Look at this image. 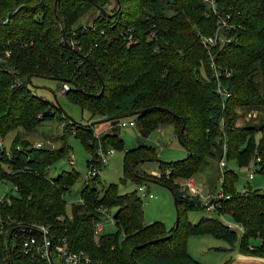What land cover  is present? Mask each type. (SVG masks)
<instances>
[{"label": "trees", "instance_id": "1", "mask_svg": "<svg viewBox=\"0 0 264 264\" xmlns=\"http://www.w3.org/2000/svg\"><path fill=\"white\" fill-rule=\"evenodd\" d=\"M108 1L0 0V54L9 51L0 61V136L57 117L61 138L73 130L89 152L86 165L100 162L92 124L65 119L54 102L35 94L27 80L34 75L55 78L58 86L68 81L64 95L88 110L90 118L115 122L138 110L134 121L144 133L172 125L188 153L169 162L158 159L151 145L124 148L113 131L98 139L103 148L124 149L123 175L134 182L143 181L139 163L158 161L157 181L175 197L174 225L165 231L158 221L145 223L140 197L134 191L119 193L115 183L96 188L99 174L83 182L81 201L71 202L67 214L64 193L78 172L45 174L47 165L67 154L65 142L57 148L11 146L9 155L0 149V181L11 182L15 191L0 201L3 218H11L0 235V264H48L19 249L22 235L38 237L23 229L32 223L48 224L54 239L66 237L70 248L89 255V264H203L187 252L186 239L205 233L230 247L238 243L245 255L263 256L264 191L238 190L237 173L228 167L215 201L216 216L192 223L185 213L206 204L173 181L191 177L207 157L218 163L223 139L226 161L237 167L252 164L264 174V124L235 126L232 118L234 108L261 101L255 100L259 94L251 77L258 70L264 81V0H214L215 12L205 0H112L107 10ZM88 8L97 10L92 22L75 26ZM219 18L225 20L221 34L229 40L207 49L201 37L214 35ZM128 27L133 38L127 44L121 34ZM208 50L217 75L208 67ZM217 85L230 95L222 98ZM99 206L116 208L115 230L103 229L96 245L93 222L101 218ZM221 213L241 226L240 234L222 222ZM256 236L261 242L250 244Z\"/></svg>", "mask_w": 264, "mask_h": 264}, {"label": "rangeland", "instance_id": "2", "mask_svg": "<svg viewBox=\"0 0 264 264\" xmlns=\"http://www.w3.org/2000/svg\"><path fill=\"white\" fill-rule=\"evenodd\" d=\"M113 6V1H108L106 9L110 10ZM97 15V10L88 8L80 18L74 23L78 24H90L92 19ZM218 36L219 43H224L229 40V37L221 34V30ZM216 45V44H213ZM208 49V48H207ZM209 54L213 57V52L208 50ZM9 51H5L4 56L0 54V61L2 57L9 55ZM217 64L215 63V66ZM208 67L211 74H214V69ZM200 72L203 75L204 71L202 67ZM29 78L28 86L37 95L48 99L56 104L60 110L62 116L65 119H72L82 124L91 123L93 126V134L101 135L102 131L110 124V121L98 119L96 116L90 118L91 114L85 108H82L79 103L69 100L58 89L59 80L52 77L45 76H27ZM252 81L258 91V96L255 100H261L259 104L243 105L233 109V124L235 126H260L264 124V81L262 80V74L259 71H255L252 75ZM63 82H69L64 80ZM259 97V98H258ZM121 119V118H120ZM124 120L135 119V114L127 115L123 117ZM109 131H113L119 138H122L124 148L133 147L136 145L144 144L151 145L156 150V156L162 161H173L186 157L188 151L177 138V134L174 131L172 125L160 124L153 129L146 131L145 134L140 133V129L137 124L115 126L109 128ZM259 133V132H258ZM256 134V137L259 134ZM62 123L54 117L53 119L46 120L39 125L33 127L30 130L18 127L16 130L10 131L4 137L0 136V149L5 150L6 154H10L11 146L18 148L24 144L36 146L37 144L47 148H57L63 143L67 145V154L62 156L45 168V174L47 177L55 176L62 170L74 169L78 172V178L71 184L64 193L65 209L66 213H70V203L77 201L79 198V192L83 182L87 181L85 175L87 168L86 159L89 152L83 146L81 140L71 130L64 138ZM69 153L73 154V162L68 161ZM123 156L124 149H114L113 152L108 155L107 162L100 170L99 177L94 183L96 188L105 186L110 183H115L119 193L135 192L140 197V201L143 209V220L145 223L158 221L164 226V230L168 231L172 228L176 218V208L174 203V196L172 191L165 185L157 181V178L161 175L158 168V161H143L137 165V169L141 170L140 173L143 176V181L140 183L134 182L129 178H125L123 175ZM227 165L237 173V180L235 186L238 190H242L244 186H250L264 191V174L255 171V166L249 164L244 167H237L233 161H226ZM4 170H7V166L1 164ZM251 173L252 177H248ZM220 169L216 159L207 157L201 168L189 178H176L173 182L178 186L180 191L184 193L193 194L187 187V183L191 182L198 189V194H194L199 200L205 203L208 200V196L215 197L219 195L220 190ZM91 179V178H90ZM89 180V179H88ZM143 185L148 188V191L153 195L152 198L147 196H141L138 191V186ZM209 191L212 193L209 194ZM14 187L9 181H0V198L4 199L7 193H14ZM107 209L111 214L114 213L115 207ZM186 218L192 223L197 222L202 216H216V213L208 209L188 210ZM221 220L227 219L234 226L231 218L224 213H221ZM239 233L238 226L234 228ZM105 231H114L115 226L113 223H106L104 225ZM250 244H258L261 242L260 237H252L249 239ZM187 252L197 261L203 264H264V255L257 256L252 259H242L238 257V243L233 247H230L224 240L214 237L209 233L201 235H189L186 239Z\"/></svg>", "mask_w": 264, "mask_h": 264}, {"label": "built area", "instance_id": "3", "mask_svg": "<svg viewBox=\"0 0 264 264\" xmlns=\"http://www.w3.org/2000/svg\"><path fill=\"white\" fill-rule=\"evenodd\" d=\"M207 4L211 7L212 11L215 12V5L214 0H205ZM218 27L214 33L213 36L210 37H201V42L209 48V46H212L218 40H220V37L218 36V30L221 26L225 25V20L222 18L218 19ZM121 38L128 44L132 41L133 35H132V28L128 27L127 29L122 31ZM79 50V49H78ZM210 66L214 69V74L217 75L218 71V65L215 66V61L213 57L210 55ZM69 85L67 82H63L58 86V89L61 93H65V91L68 89ZM217 92L222 96V98H226L230 95V92L225 87H220L217 85L216 88ZM135 121L133 119H130L128 121L124 120L123 118L118 119L115 122H111L108 124L107 128H105L101 134L107 132L109 128L117 127V126H125V125H134ZM221 126V125H220ZM94 136L97 138L98 144L95 149V155L98 156L100 162L99 163H90V166L87 168V172L85 175V179H90L94 175L98 174L104 164L107 162V157L113 152V148L111 146L107 148H103L101 141L98 139L100 136L99 134H94ZM40 146L39 144L36 145ZM222 154L220 159L218 160V166L220 169V180L223 179V171L227 169L229 166L227 165L226 158H225V152H226V142L225 139H223L222 142ZM68 161L71 163L73 162V154L69 153L68 155ZM169 170H165V174H168ZM248 177H252V174L249 173ZM188 189L194 194H198V189L194 186L193 183L188 182L187 183ZM138 191L140 192L141 196H147L148 198H152L153 195L148 191V188H145L143 185L138 186ZM221 196V191L219 190V195L215 197L208 196V200L205 202L206 209L216 211V209L219 206L218 202H215L217 198ZM2 198H0V201ZM78 201H81L80 198H78ZM101 213V218L96 219L93 222V236L94 240L96 242V245L98 244L97 238L99 233L104 229V225L106 223H114L113 216L109 209H107L104 206H99L97 209ZM222 215L219 214V218ZM59 218V217H58ZM10 216H7L6 219L3 218L2 214L0 213V235L4 233V227L5 224L8 223L10 220ZM221 219V218H220ZM6 220V221H5ZM223 223H225L230 228H235V226H238L240 230L241 226H239L237 223L233 222L235 226L228 221L227 219L222 220ZM23 229H28L29 231L34 230L38 234V237L34 234L27 233L25 235H22L21 242H20V251H23L24 253H36L40 259H42L45 263L48 264H89L90 263V257L89 255L82 249H72L69 247L68 241L66 237L64 236H58L55 239L51 236V230L48 224H42V223H32L28 224L23 227ZM10 251V247H9ZM1 258V257H0ZM3 258V257H2ZM1 260V259H0Z\"/></svg>", "mask_w": 264, "mask_h": 264}, {"label": "crops", "instance_id": "4", "mask_svg": "<svg viewBox=\"0 0 264 264\" xmlns=\"http://www.w3.org/2000/svg\"><path fill=\"white\" fill-rule=\"evenodd\" d=\"M99 119V118H98ZM135 125V124H134ZM107 128V127H106ZM139 128V127H138ZM140 129V128H139ZM107 132H110L109 130H107ZM140 133H143L145 134L144 132H142V130L140 129ZM212 193V191H209V194ZM228 216V215H227ZM232 221V220H231ZM234 222V221H233ZM236 223V222H235ZM240 230V229H239ZM241 230L239 231V234H240ZM238 257L242 258V259H246V258H249V259H252L254 257H257V256H249V255H245L243 253H241L239 251V248H238Z\"/></svg>", "mask_w": 264, "mask_h": 264}, {"label": "water", "instance_id": "5", "mask_svg": "<svg viewBox=\"0 0 264 264\" xmlns=\"http://www.w3.org/2000/svg\"><path fill=\"white\" fill-rule=\"evenodd\" d=\"M27 80H29V78H27ZM136 113H138V110L130 112L128 115L130 116V115H133V114H136ZM103 120H108V119L107 118H103ZM177 138H178V141L182 144L179 135L177 136ZM174 203H175V197H174ZM175 220H176V218H175Z\"/></svg>", "mask_w": 264, "mask_h": 264}]
</instances>
